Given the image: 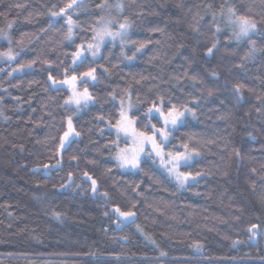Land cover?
<instances>
[{"label":"trees","instance_id":"obj_1","mask_svg":"<svg viewBox=\"0 0 264 264\" xmlns=\"http://www.w3.org/2000/svg\"><path fill=\"white\" fill-rule=\"evenodd\" d=\"M69 3L0 0V37L11 36L0 49L15 54L0 62V264H264V0ZM115 7L132 43L73 65ZM228 8L257 33L234 39ZM93 69L96 82L81 84L94 103L69 108L61 82ZM128 98L146 133L163 126L149 109L187 113L170 147L200 154L183 167L202 176L188 190L152 157L121 171L110 127ZM69 116L79 135L61 151Z\"/></svg>","mask_w":264,"mask_h":264},{"label":"rangeland","instance_id":"obj_2","mask_svg":"<svg viewBox=\"0 0 264 264\" xmlns=\"http://www.w3.org/2000/svg\"><path fill=\"white\" fill-rule=\"evenodd\" d=\"M78 1H80V0H78ZM106 7H108V6H106ZM106 11L107 12H105V14H104V18L102 19V23L99 25V28H97L96 32L98 30H100L107 23L109 30L111 32L123 33V39H121L120 36H116L115 39H112L111 37H105L103 42L99 44V49H98L96 55H93L92 51H93V49H95L96 44H97L96 33H95V39L92 43H90L91 45H93V49H89L88 46L90 44H82L75 52V53L79 52L80 56L76 57L75 53H73V56H72L73 65H77L78 63L82 62L83 60H85L88 57H91L93 59H99L102 56L104 46L107 43H113V44L120 43L123 46L125 44L132 43V41L130 40V38L128 36L131 33V31H133L132 23L126 19H123L120 16L121 11L119 10V7H115L113 11H109V10H106ZM222 18L224 19V22H227L229 27L232 29L231 32L233 34L234 39H236V40H239V41L247 40L252 34L257 33V31H258V26L254 22L256 24V28L254 30H250V32L247 36H240L239 35V29L235 23L238 18L236 17L235 12L233 11L232 8H228L227 11L222 14ZM121 24L126 25V27L124 29H121L120 28ZM73 30L74 29L72 27V33H73ZM72 33H71L70 39L75 38V36H74L75 34L73 33L74 34L73 35ZM10 39H11V36L0 37V44L4 41H10ZM13 51H14V47L13 48L11 47L7 51H1V49H0V62L12 61L15 57V54ZM5 54H7V55H5ZM16 72H18V71L16 70ZM93 76L95 77V79L92 78ZM64 81H69V82L64 83ZM64 81H62L61 84L65 85L67 87V89L69 90V97L67 99V105L69 108H74L78 112H80L84 108H86V107H88L94 103V97L91 94L90 88L88 86H83L81 84L82 81L95 83L96 82V76L93 73H92V76L83 75L82 77H77V79L75 81H72L71 77L66 78ZM85 88L88 90V96L91 97L90 99H88L87 101L82 100L80 105H76L75 103L70 101V98L74 97V94L75 95L82 94L84 92ZM120 104H121V112H124L126 114V116L128 117V119L133 121L130 131L135 132L137 134L146 133V132L139 130V128L137 126V119L134 118V116L132 115L133 111L136 109V106H135L133 100L131 98H128L124 102L122 101ZM157 109H160V111L163 112L164 115L163 116L159 115V113H157V111H156ZM175 110L177 112H182V111H178L177 109H175ZM169 111H166L164 106H158V107L152 108L151 111H148V115H149V117H152L154 115L160 116L162 118V121H164V118H165V116H167ZM186 114L187 113L184 112V115L180 116L178 118L177 124L174 128L172 127L171 124H169L166 127L165 131L168 132L166 140L162 139L160 135L156 136L157 148L155 150L152 149L150 144H144L143 145L144 151L139 153V167H135V168L132 167L131 165L121 166L119 156H121L122 154H125V155H128L130 157L133 153L139 151L140 145L135 142V139L131 134L125 135V133L120 132L119 138H118V136H117V132H118L117 124H118V122L115 125H112L110 127V130L112 132H114V134L118 138V142L116 144L117 151H116L115 158L119 164V167L121 168V171H123V172H139L141 169V165H142L143 160L145 158L152 157L155 164L159 168H161L170 178H172L177 183L181 192L188 190V187L190 186V184L200 180L202 177L201 175L193 176L189 173H186L183 170L184 166H188V165L192 164L196 159H198L200 157V154L196 151H189L187 149H185L183 151H176L170 147L171 142H172L173 132L176 129H178L185 122V118L187 116ZM69 117H71L72 127L74 129V132L69 135L67 140H65L64 148L62 149L60 147L61 151L64 150L73 141V139L77 137V135H76L77 132L75 130L74 122H73L74 117L73 116H69ZM68 118H67V122H68ZM67 122H66V131L68 130ZM152 125L155 126V129L161 128V127L156 126L152 121H150L149 126H152ZM152 133H146V134L151 136ZM157 151H159L161 153L160 156L156 155ZM177 153H180L182 156L187 157V160H186V162L184 160H180L179 165L176 167H173L172 164L169 163V154H171L172 157H175ZM170 168L172 169V171H169ZM181 174H184V175H181ZM177 177H179V178H177ZM93 180L94 179H91V181H93ZM92 187H93V185H92ZM95 187H96V191H97V189H98L97 182L95 184ZM93 194L95 195L96 192H93ZM121 219L123 222H129V221H132L134 219V217L129 218L128 220H125L123 217H121ZM250 232H251V234L253 232L256 233L255 236L252 235V240L256 241L258 238V235H259L258 227L250 229Z\"/></svg>","mask_w":264,"mask_h":264},{"label":"snow or ice","instance_id":"obj_3","mask_svg":"<svg viewBox=\"0 0 264 264\" xmlns=\"http://www.w3.org/2000/svg\"><path fill=\"white\" fill-rule=\"evenodd\" d=\"M76 3V0H71V3H69L67 5V8L71 9L73 8V5ZM65 9H61V13L65 12ZM231 11V10H230ZM53 15H59V13H53ZM67 23L69 25V29H68V34H69V38L71 37V33H72V25H74V21L72 19L71 15L67 16ZM236 26L239 29V35L240 36H247L250 32V30H254L256 28V24L254 22H252L249 18L247 17H239L236 20ZM126 27V25L121 24L120 28L124 29ZM116 36H120L121 39H123V33L121 32H116L113 33L109 30L108 24L106 23L100 30H98L96 32V40H97V44L95 49H93V45H89V49H93L92 54L96 55L98 49H99V44L103 42L105 37H111L112 39H115ZM215 47V44H213V46L211 48L208 49V53L211 54L212 49ZM7 55V54H5ZM75 56L78 57L80 56V53L77 52L75 53ZM95 70L93 69L90 72L85 73V76H92V73ZM93 79H95V77H92ZM49 79H52V77L50 76ZM77 79L76 76H72L71 80L75 81ZM69 81H64V83H68ZM53 83H55V81H53ZM241 86H237V88H239ZM91 97L88 96V90L85 88L84 92L82 94L79 95H75L74 97L70 98V101L75 103L76 105H80L81 101H87L88 99H90ZM149 111H151V109H149ZM157 113H159V115L163 116L164 113L160 111V109L156 110ZM185 111H190V109H185ZM184 112H177L175 110V108L173 107L172 110H170L167 114V116H165L164 121H163V126L159 129H155V126L152 125L150 126L152 129H154L153 133L151 136L147 135L146 133H135V132H131V125L133 123L132 120L128 119V117L126 116V114L124 112H121L120 114V120L118 121L117 124V128H118V132H117V136L119 138V133L123 132L125 133V135H129L131 134L134 139L135 142L138 143L140 145L139 151L133 153L130 157L128 155L122 154L121 156H119V160L121 162V166H125V165H131L132 167H139V153L143 152V145L144 144H150L152 149L155 150L157 148V141H156V136L160 135L162 139L166 140L167 139V135L168 132L165 131L166 127L171 124L172 127L174 128L177 124L178 118L180 116H183ZM194 115V113H193ZM68 130L64 132L63 134V138L61 139L60 142V147L63 149L64 148V142L65 140H67V138L69 137L70 134H72L74 132V129L72 127V120L71 117L68 118ZM76 135H79V133H76ZM157 156H160L161 153L159 151L156 152ZM180 160H184L186 162L187 157L182 156L180 153H177L175 157H172L171 154H169V163L172 164L173 167H176L179 165ZM169 171H172V169L170 168ZM184 175V174H181ZM179 178V177H177ZM96 181L93 180L92 181V191L96 192V187H95ZM115 212L119 213L120 217H123L125 220H128L129 218H132L135 216V213L131 212V211H126V212H122L119 208L114 209ZM253 228L258 227L257 225H253ZM255 232L252 233L253 236H255Z\"/></svg>","mask_w":264,"mask_h":264}]
</instances>
